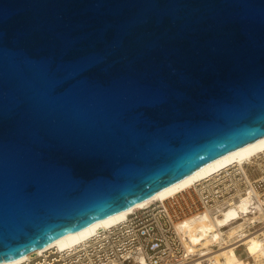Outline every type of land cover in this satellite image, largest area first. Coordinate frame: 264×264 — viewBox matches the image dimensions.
<instances>
[{
  "label": "water",
  "instance_id": "obj_1",
  "mask_svg": "<svg viewBox=\"0 0 264 264\" xmlns=\"http://www.w3.org/2000/svg\"><path fill=\"white\" fill-rule=\"evenodd\" d=\"M264 138V0H0V263Z\"/></svg>",
  "mask_w": 264,
  "mask_h": 264
},
{
  "label": "built area",
  "instance_id": "obj_2",
  "mask_svg": "<svg viewBox=\"0 0 264 264\" xmlns=\"http://www.w3.org/2000/svg\"><path fill=\"white\" fill-rule=\"evenodd\" d=\"M250 189L257 193L255 201H264V151L241 166L219 170L187 190L136 210L124 222L102 230L72 249L61 252L48 249L19 264H138L139 258L145 264H197L198 254H187L176 225L205 209L214 216L237 210L240 199L246 197ZM248 208L249 214H257L255 203ZM262 209L258 220L244 223V235L264 232V206ZM230 221L240 223L242 218ZM238 239L236 243L246 258L244 240L240 235L235 238Z\"/></svg>",
  "mask_w": 264,
  "mask_h": 264
},
{
  "label": "bare ground",
  "instance_id": "obj_3",
  "mask_svg": "<svg viewBox=\"0 0 264 264\" xmlns=\"http://www.w3.org/2000/svg\"><path fill=\"white\" fill-rule=\"evenodd\" d=\"M263 151L264 138H261L207 164L147 200L104 218L90 226L63 236L32 253L10 261L1 262L0 264H19L30 256L41 254L48 249L55 250L56 252L72 249L78 244L89 240L91 237L97 236L102 230L124 222L136 210L145 208L154 202L164 201L179 192L187 190L195 186L196 183L201 182L209 176H213L219 170L233 165L241 166L242 163L248 162L253 156ZM256 197L257 193L250 189L247 196L240 199L239 204H237V210H228L221 216H214L208 209H205L202 212L183 218L175 228L187 254H198L195 258L197 264H252V261L253 264H264V232L258 233L260 235H249L250 233L244 235L246 231H242L246 221H254L260 218L264 201L262 202L258 199V201H255ZM254 203L258 212L257 214H249L248 206ZM239 217L242 218L240 223L230 221L231 219ZM239 235L244 240V251L247 254L246 258H244L245 254L242 248H239L236 243L240 239L235 240ZM202 259L205 261L201 262ZM136 262H139L138 264H145L140 258Z\"/></svg>",
  "mask_w": 264,
  "mask_h": 264
}]
</instances>
